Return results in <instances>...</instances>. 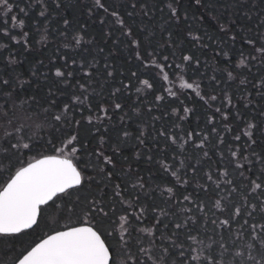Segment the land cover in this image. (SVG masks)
<instances>
[{
	"label": "snow or ice",
	"instance_id": "6c2138e0",
	"mask_svg": "<svg viewBox=\"0 0 264 264\" xmlns=\"http://www.w3.org/2000/svg\"><path fill=\"white\" fill-rule=\"evenodd\" d=\"M37 6L40 9L39 16L46 18L48 7L45 0H24V6H20L19 3L14 4L13 0H0V37L7 41L0 42V57L6 60L9 67L17 61L8 51V42L20 44L21 39L29 40L27 31L15 34V30L25 27L26 22L23 17H27L30 10ZM182 6L183 0H158V3L152 5L154 8L158 7L162 14L167 12L166 22L177 26L182 21L187 23L189 11L193 6L199 11L200 9H210L213 5L209 0H190L189 9L184 11L183 16L180 11ZM61 7L59 2L55 3L56 9ZM131 7L135 9L137 4L133 3ZM139 7L145 17L151 18L146 4L141 3ZM14 8H18L22 16L10 15ZM93 8L110 16L118 28L124 29L125 36H132V29L126 27L122 15L116 10H110V6L106 5L103 0H92V7L88 10L89 16L96 15ZM128 15L133 16L134 13L130 11ZM9 17L11 27H9ZM99 22L105 23L103 16L99 17ZM63 26L64 29L59 35L67 39L65 33L70 27V21L67 18L63 19ZM143 30L141 29V31ZM43 31H47L46 26ZM220 31L226 32V29L221 26ZM188 35L194 42L199 43L202 40L201 36L193 35L191 30ZM171 37L172 33L169 32V40ZM231 39L235 40L236 37L232 36ZM44 40L46 37L41 35L40 41ZM85 43H90V41H85L77 31L72 35V41L66 43L64 47L74 46L75 50H79ZM165 43L168 47H172L167 41ZM245 43L254 46L255 54L252 52L246 56L241 54L242 58L235 63L234 69H221L220 71L226 75L224 83L233 82L244 71L255 76L253 68L264 65V39H261L258 46L253 40H246ZM130 46L133 50L138 49L139 42L132 39ZM202 46L207 47V45ZM24 48L28 49L27 42L24 43ZM6 52L7 56H4ZM134 55L135 60L143 69L156 70L154 76L143 79L138 72L133 71L131 78L140 85V87H136V93L154 96L157 106L165 100V96L159 94L161 89L172 99L180 101V104H183V97L187 94V90L194 93L196 98L209 107L217 101L218 96L214 92L201 91L204 80L203 73H198L197 78L188 77L191 83L185 80L189 71L198 72L201 66L198 57L182 54L176 61H169L168 55H163V53L158 58L155 49L151 51L146 49L143 53L135 51ZM216 56H222L228 64L232 63L227 51H217ZM72 63L75 64L76 61L73 60ZM87 63L89 67L95 66L90 62ZM80 68H84V63L80 64ZM105 68L106 77L112 78L114 72L107 70L110 65H106ZM166 68L171 71H165ZM83 74L91 75L87 71ZM72 75V72L65 73L60 68H56L54 72V76L61 81H64L65 76L71 77ZM121 75L123 74L121 73ZM173 76L175 81L172 79ZM160 81L163 83L158 88L157 84ZM176 81L179 83L177 84ZM220 82L221 78L217 75L208 78V84L213 89L218 88ZM26 83L27 81L20 84V87ZM239 83L245 85L251 81L245 77L239 79ZM252 86L259 96L264 97V75H261ZM176 87L180 89L179 92L173 90ZM15 90V85L10 79L0 77V92L7 99L13 98ZM79 90L80 95H74L70 104L63 105L60 114L51 117L52 123L47 130L46 140L44 136H40L38 139L30 136L25 141L22 136L12 138L10 133H6L4 142L0 143V248H3L4 255L12 257L11 264H158L157 258L153 255L157 248L155 241L158 239L165 241L160 246L162 254L159 257V264H223L222 260L217 259L214 254L217 242L212 236L207 237L210 243L205 244L203 238L189 232L186 236L187 245L178 242L179 231L188 227L187 223L173 222L171 234L166 235L165 230L169 228V224L165 223V219L171 213L158 203L147 204L141 201V195L151 199V194L146 190V183L139 176L136 180L128 182L132 192H129V188L122 183H112L117 177L118 147H113L111 154H108L104 150V145L107 143L105 136L95 137L93 133L98 143L91 147L89 142L81 139V129L85 123L103 125L106 118L110 119L107 116L109 107L98 105V111L103 115L93 116L90 106V95L93 93H89L88 86L84 84L79 85ZM128 90L129 84L121 81V86L115 87L110 96L115 101L118 94H123ZM32 99L35 100V97ZM36 103L39 104V101ZM223 103L232 105V100L227 92L223 94ZM250 103L251 101L245 103L244 107L248 108ZM81 107L88 108L90 114L86 119H77L74 115V112ZM112 107L113 111L118 112L122 110L123 105L115 101ZM177 107L171 108V116L179 121H184L188 114L193 112L192 108L183 107L182 114H180ZM44 110L48 111V109ZM133 111L134 115H140L139 109ZM148 111L151 112L152 109L149 108ZM215 113L219 114L224 121L229 120V114H226L221 107H215ZM260 115L264 116V110H261ZM126 117L127 113L121 117L122 123ZM153 119L158 118L153 117ZM206 123L214 125V116H208ZM174 127L179 130L180 135L171 130H161L156 135L165 138L168 144L176 148L178 152L185 150L186 143L193 144L196 149L203 151L212 136H219V144L225 143L226 138L218 133L215 126L211 127L207 133L193 131L185 133L178 123L174 124ZM225 127L227 131L233 133V140L240 141L242 137L247 138V148L235 151L229 149L237 170L243 167L239 162L238 153L250 165L249 170L256 165H264V148L260 152L256 151L255 132L260 129L259 125L255 124L253 120H246L240 131L233 132L232 128L227 125ZM99 130V127L95 129L96 132ZM145 134V128H139L136 140L141 146L145 144ZM261 135L264 136V132H261ZM194 137H199L198 142L194 143ZM130 138L131 134L126 129L122 130V135L118 137L121 143ZM179 141L183 143H179ZM49 145L52 146L51 154L47 152ZM249 151L255 157L254 160H250ZM33 152L36 155H33L31 159H24L25 156H29ZM208 156V152L203 151V158H208ZM140 157L141 153L136 152L135 158L138 160ZM176 158L173 157V159ZM148 159L151 160L152 157L149 155ZM192 159L189 157L186 165L185 159L179 158V167L176 168L163 161H158V163L165 172H170L176 185L183 188L189 184V181L182 179L181 170L185 167H188L192 172L200 170V161L193 164ZM221 159H223V155H221ZM259 172L261 175H257L255 180H251V190L243 197L248 205L246 209L242 211L241 206L232 205L230 211L227 203L222 207L221 200L215 202L217 211L221 213L230 211V216L219 220L217 225L224 230L230 229L239 217L244 216L245 212L247 213L244 227L249 230L250 242L245 243L243 247L250 250L248 257L250 260L253 259L251 251H260L264 256V198H262L264 197V179H262L264 167H260ZM119 175L129 176V169L121 166ZM228 175L227 170L220 171L218 178H214L210 171L204 172L207 181L214 184L217 189L221 188L222 184L227 185V191L231 196L237 189L234 186V181L228 179ZM240 175L243 176V172H240ZM201 187L205 186L201 185ZM253 194L259 200L258 205L248 201V197ZM180 195H182V201H187L189 204L195 203L190 194L181 193ZM180 195H177L172 187H167L162 190L161 199L165 203H170L174 198L180 199ZM221 199L227 200L225 197ZM118 205L120 209H123L122 213L118 210ZM196 207L199 211L204 212L203 204H198ZM188 220L192 225L197 223L193 217H189ZM212 223L216 225L217 222L213 220ZM158 225H163V228H158ZM157 231L160 232L159 236L156 235ZM216 235L223 241L222 233L217 232ZM146 242L147 247L145 246ZM218 247L227 251L225 243H219ZM233 255L243 257V251L235 252ZM168 257L173 258L171 261H167ZM241 264H243L242 260ZM255 264H261V261H255Z\"/></svg>",
	"mask_w": 264,
	"mask_h": 264
},
{
	"label": "trees",
	"instance_id": "16d2710c",
	"mask_svg": "<svg viewBox=\"0 0 264 264\" xmlns=\"http://www.w3.org/2000/svg\"><path fill=\"white\" fill-rule=\"evenodd\" d=\"M56 2L62 5L60 9L55 8ZM103 2L110 6V10H116L122 15L126 27L132 29L131 37L125 36L124 29L118 28L110 16L98 12L94 8L93 12L96 15L89 16L88 10L92 7V0H45L48 7L46 18L39 16V6L32 8L29 15L23 17L26 22L25 27L17 28L15 34L27 31L29 40L21 39L20 44L8 42V51L12 53L17 63L9 67L6 60L0 57V77L10 79L16 89L10 100L0 92V143L4 142L6 133H10L12 138L22 136L25 141L30 136L37 139L44 136L46 140L47 130L52 123L51 117L60 114L63 105L70 104L74 95H80L79 85L84 84L88 86L89 93H93L90 95L91 114L93 116L103 115L97 108L102 104L109 107L107 116L110 119L106 118L103 125L85 123L81 129V139L89 142L91 147L98 143L95 137L105 136L107 143L104 145V150L108 154H111L113 147H118L117 177L112 183H122L129 188V192H132L128 182L136 180L139 176L146 183V190L151 194V199L141 195V201L147 204L158 203L171 213L165 219V223L169 224V228L165 230L166 235L171 234L173 222L188 224V227L179 231L178 242L187 245L186 236L189 232L203 238L205 244L210 243L207 237L212 236L217 242L214 254L217 259L222 260L223 264H241V260L243 264H255V261H261V264H264V256L260 251H251L253 259L250 260L248 259L250 250L243 247L245 243L250 242L249 230L244 227V219L247 218L246 212L228 230L217 226L219 220L230 216L232 205L241 206L242 211L247 208L248 205L243 197L251 190V180H255L257 175H261L259 168L264 167V165H256L249 170L250 165L240 157L239 153L238 159L243 167L239 170L234 167L235 161L231 158L229 149L235 151L247 148V138L242 137L240 141H235L232 138L233 133L227 131L225 127L227 125L232 128L233 132H237L244 127L246 120H253L260 126V129L255 132L256 151L260 152L264 148V136L261 135V132H264V116L260 115L261 110H264V97L259 96L252 86L261 75H264V65L253 68L255 76L244 71L231 83L223 82L226 75L220 71L221 69H234L235 63L242 58L241 54L245 56L250 52L255 54L254 46L246 44L245 41L253 40L258 46L261 39H264V0H209L213 5L210 9L197 11L193 6L189 11L187 23L182 21L178 26L166 22L167 12L162 14L158 7H152L154 3H158V0H103ZM189 2L190 0H183V6L180 8L182 16L184 11L189 9ZM13 3L24 6V0H13ZM133 3L137 4V8L132 9ZM141 3L148 6L147 10L151 18L145 17L141 13L139 7ZM130 11L134 13L133 16L128 15ZM10 15L22 16L18 8H14ZM101 16L105 20L104 24L99 22ZM65 18L70 21V27L65 33L67 39L59 35L64 29L63 19ZM45 26L47 27L46 32L43 31ZM221 26L226 29V32L220 31ZM9 27H11L10 17ZM141 29L144 30L141 31ZM189 30L193 35L201 36L202 40L199 43L192 41L188 35ZM77 31L85 41H90V43H85L79 50H75L74 46L65 48L64 45L72 41V35ZM169 32L172 33L170 40ZM41 35H44L46 40L40 41ZM232 36H235L236 39L232 40ZM132 39L139 42L138 49L131 48L130 41ZM165 41L172 47H168ZM0 42L7 41L0 37ZM26 42L28 43L27 50L24 48ZM202 45H207V47ZM146 49L148 51L155 49L158 58L161 53L168 55L169 61H176L182 54L198 57L201 62L198 72L189 71L185 80L191 83L188 77L197 78L198 73H203L204 80L201 91L214 92L218 96L214 105L209 107L196 98L190 90H187V94L183 97V104H180V101L172 99L161 89L159 94L165 96V100L159 106H157L154 96L136 93L135 89L140 85L131 78V72H138L142 79L154 76L156 72V70L143 69L135 60V51L143 53ZM217 51L229 52L232 63L228 64L222 56L217 57ZM4 56H7V52L4 53ZM73 60L76 61L75 64L72 63ZM87 62L95 66L89 67ZM81 63H84L83 69L80 68ZM106 65H110L107 70L114 72L112 78H107L105 75ZM56 68H60L65 73L72 72L73 75L65 76L64 81L58 80L54 76ZM85 71L91 75L85 76L83 74ZM165 71L171 70L166 68ZM213 75L221 78L219 87L215 89L208 84V78ZM245 77L251 83L241 85L239 79ZM172 79L175 81L174 76ZM25 81L27 83L20 87V84ZM121 81L129 84V90L118 94L115 98V101L123 105L122 110L116 112L113 111L112 106L115 101L110 93L115 87L121 86ZM162 83L160 81L157 87L160 88ZM176 83L178 84L179 81ZM173 90L180 91L178 87ZM224 92L228 93L232 105L235 107L223 103ZM33 97L35 100L32 99ZM36 101H39V104ZM249 101L251 103L248 108H245L244 104ZM173 106H178L177 110L180 114H182L183 107L192 108L193 112H190L184 121H179L171 116ZM215 107H221L226 114H229V120L224 121L219 114L215 113ZM149 108L152 109L151 112L148 111ZM44 109H48V111L46 112ZM134 109H139V116L134 115ZM125 113H127V117L122 123L121 117ZM89 114L87 107H81L74 112L77 119H86ZM210 115L214 116V125L206 123ZM153 117L158 119L154 120ZM177 123L185 133L188 131L207 133L211 127L215 126L218 133L226 138L225 143L219 144V136H212L210 142L203 149L208 152V158H203V151L196 149L193 144L186 143L185 150L178 152L176 148L168 144L165 138L156 135L161 130H171L180 135L179 130L174 127V124ZM97 127L100 129L99 132L95 131ZM141 127H144L146 132L143 146L136 140ZM125 129L129 131L131 138L121 143L118 137ZM198 140L199 137H194V143ZM179 143L183 142L179 141ZM218 144L219 147H217ZM57 146H59L58 143ZM47 152L52 153L51 145L48 146ZM136 152L141 153L138 160L135 158ZM33 155L36 153L33 152L29 156H25L24 159H31ZM149 155L152 157L151 160L148 159ZM221 155H223V159H221ZM248 155L250 160L255 159L250 151ZM174 156L177 158L173 159ZM181 157L185 159L186 165L189 157L193 158V164L200 161L199 171L192 172L188 167L181 170L182 179L189 181V184L183 188L176 185L170 172H165L158 163V161H163L176 168L179 167V158ZM93 159L95 160V158ZM121 166L129 169V176L119 175ZM224 170H227L228 179L234 181V186L237 189L231 196L227 191V185L222 184L221 188L217 189L204 176V172L210 171L214 178H218L219 172ZM240 172H243V176L240 175ZM201 185L205 187H201ZM167 187H172L177 195L190 194L195 203L189 204L187 201H182V195L178 200L174 198L170 203H165L161 199V192ZM222 197L227 200L221 199ZM217 200H221L222 207L227 203L230 211L224 213L217 211L215 208ZM248 201L251 204H259L255 194L249 196ZM198 204H203L204 212L199 211L196 207ZM117 207L122 213L123 209H120L119 205ZM189 217L195 218L197 223L192 225L188 220ZM213 220L217 222L216 225L212 223ZM157 227L163 228V225ZM217 232L222 233L223 241L216 235ZM156 235L159 236L160 232L157 231ZM221 242L226 244L227 251L219 249L218 245ZM164 243V240L155 241L157 248L153 255L157 258L158 264L162 254L160 246ZM145 246L147 247V242ZM241 250L243 257L233 255ZM3 257L8 258L9 256L4 255L3 248H0V260ZM172 258L168 257L167 261H171Z\"/></svg>",
	"mask_w": 264,
	"mask_h": 264
},
{
	"label": "rangeland",
	"instance_id": "374dc122",
	"mask_svg": "<svg viewBox=\"0 0 264 264\" xmlns=\"http://www.w3.org/2000/svg\"><path fill=\"white\" fill-rule=\"evenodd\" d=\"M0 261H1L0 264H8L9 262L12 261V257L11 256H9L8 258L3 257L1 258Z\"/></svg>",
	"mask_w": 264,
	"mask_h": 264
}]
</instances>
